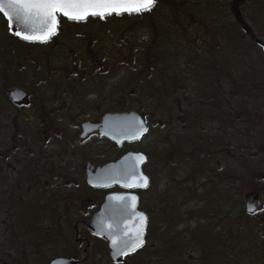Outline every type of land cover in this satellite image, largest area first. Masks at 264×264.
<instances>
[{
  "label": "flooded vegetation",
  "instance_id": "1",
  "mask_svg": "<svg viewBox=\"0 0 264 264\" xmlns=\"http://www.w3.org/2000/svg\"><path fill=\"white\" fill-rule=\"evenodd\" d=\"M165 6L156 0L141 16L80 23L60 16L56 35L45 43L20 39L0 14V176L23 162L31 167L22 178L32 187L53 170L48 177L58 185L45 184L43 196L50 199L48 186H55V201L69 203L57 223L70 218L83 255L78 264H92L98 239L108 255L94 256V264H115L107 241L88 230L115 193L135 194L146 220L142 248L119 264H131L128 258L139 252L142 264H165L162 229L169 223L177 235L194 242L207 237L210 244L219 229L226 252L230 203L242 230L241 261L248 264L249 247L264 256V94L229 93L226 61H164L159 9ZM166 142L172 168L165 163ZM128 154L144 156L146 187L95 183L107 164ZM185 181L189 198L176 199ZM246 225L253 226L250 233Z\"/></svg>",
  "mask_w": 264,
  "mask_h": 264
},
{
  "label": "rangeland",
  "instance_id": "2",
  "mask_svg": "<svg viewBox=\"0 0 264 264\" xmlns=\"http://www.w3.org/2000/svg\"><path fill=\"white\" fill-rule=\"evenodd\" d=\"M163 4L167 5L159 9V14L161 17H165L164 30H165V57L164 61H186L188 59L193 61H199L206 56L208 61H215L213 58L214 52L217 57H223L225 51L227 52V46L220 40L218 33L211 26V17L213 9L207 4L206 0H163ZM250 3V5H245L242 9L245 10L249 15L253 14V25L256 28H262L263 24L259 20L262 17L260 2ZM209 5V6H208ZM215 55V56H216ZM263 55V54H262ZM204 56V57H203ZM179 57V58H178ZM257 57V53H254V58ZM228 56L225 55V61L229 64V74H237L240 69L244 67V63L241 59L227 60ZM264 58V57H263ZM219 59V58H216ZM259 60V56L257 58ZM253 68V74L259 76L262 73L264 75V63L263 62H250L248 64ZM230 68L232 71H230ZM229 76V75H228ZM260 94V93H254ZM167 141V140H166ZM172 144L166 142L165 144V163H168L169 168H172L174 163L173 158H171L168 153L171 149ZM50 160H47L48 163ZM16 165L8 168L4 167L5 177L0 176V264H4V261L12 259L19 264H46L51 258L58 256H73L77 260H82L83 255L79 254L76 250L78 247L76 243L75 230L72 228V223H69L67 219L66 224H58L57 215H64L69 209V203L63 201V205L59 201H55L57 198V188L48 186L51 198H45L44 185H52L53 180H50L49 173L51 174L53 170L49 172L48 176H43L38 180L32 181V187L30 183L24 181L23 170H27L28 166L25 163L17 162ZM48 167V164H46ZM167 169V165H166ZM35 170H37L35 166ZM52 177V176H51ZM45 185V186H46ZM58 185V183H54ZM188 182H182L180 189L177 193H174L176 199H187L189 198ZM230 199H232L230 197ZM235 200V199H234ZM54 211V212H53ZM181 212V209H180ZM54 213V215H52ZM27 218L31 216V219L26 222L27 226L33 222L32 226L37 229H41V234L46 236V239H41L39 243H42L40 248H37V243L35 244L34 237L36 238V233H31L30 229L26 231L27 238H22L14 231L17 229L19 224L13 223L15 219L22 216ZM68 217L72 218V215ZM237 215L234 211H229V224H227V251L217 257L220 264H245L242 262L240 257L235 253V249L238 248V253L240 249L244 246L241 243V232L239 229V222L236 221ZM172 220H170L171 222ZM68 223V225H67ZM241 226V224H240ZM244 226V225H242ZM248 226V225H246ZM253 230V226H248V232L250 229ZM225 230V228L223 229ZM240 230V234H239ZM156 232V231H155ZM165 234V250L170 247L171 242L175 243L177 247V242L179 241L180 234L177 235V229L173 227L172 223L166 224L162 229ZM213 238L219 242L220 230L216 229L214 231ZM38 237V234H37ZM37 241V240H36ZM230 244L232 245V252L230 253ZM203 246V247H201ZM93 262L96 263L97 259L94 256L99 257V254L108 255L105 248L104 242L101 239L93 241ZM206 253L208 252V247L204 244L199 245L195 249L194 245H184L182 249V254L186 259H193V262L189 264H204L205 258L203 255L204 249ZM82 248L80 249V251ZM255 249L249 247L245 252L247 263L252 264H264V256H259L253 254ZM82 252V251H81ZM80 252V253H81ZM89 252V253H90ZM237 252V250H236ZM250 252V253H249ZM205 253V254H206ZM249 253V254H248ZM139 252L136 256L128 258L131 264H142ZM100 258V257H99ZM105 259V258H104ZM100 264H106V261H99ZM177 254L169 255L166 259L165 264H178ZM90 264V262H89ZM219 264V263H218Z\"/></svg>",
  "mask_w": 264,
  "mask_h": 264
},
{
  "label": "trees",
  "instance_id": "3",
  "mask_svg": "<svg viewBox=\"0 0 264 264\" xmlns=\"http://www.w3.org/2000/svg\"><path fill=\"white\" fill-rule=\"evenodd\" d=\"M206 2L207 4L210 5L211 9H213L212 17H211V26L218 33L220 40L223 41V43L227 46V52L225 51V55L228 56L227 60L229 61L232 58H235V60L241 59L244 62L241 63L244 64V67L240 69V72H237V74L230 73L228 76L229 93L238 92L246 95L247 94L256 95L254 93L264 94V75H262L261 73L260 78H258L259 76L252 73L254 69L248 65L250 62L254 63L256 61L264 63V58L262 55L261 48L258 47L249 37H247L237 26L230 10L232 0H206ZM254 2L257 4L260 2V6H261L260 14H262V17H259V20L263 24L262 28L259 29L254 27L252 23V21L254 20L253 14L249 15V13H247L245 10L242 9V16L246 24L252 29L256 38L264 44V0H246L242 8H244L245 5L248 4L250 5V3H252L253 5ZM254 53L255 54L257 53L256 58H254ZM215 55L216 53L214 52L213 58L215 57L219 58V59L215 58L214 59L215 61H225V55H223V57L221 58ZM258 56H259V60L257 59ZM201 59L200 61H208L206 56L203 58V60ZM230 71H232L231 68ZM52 215H54V213H52ZM30 219L31 216L27 218L25 215L18 219H15L13 223L15 224L20 223L19 225L21 226H18L17 229H14V231L15 232L18 231L17 234L19 235V237L21 236L22 238L25 239L27 238L26 231L28 232V229H30L31 233H36V238L34 237V241L35 244L38 242L36 245L37 248H40L42 243H39V241L44 238L46 239V236H44V234H41L42 232L40 231L41 229H37L32 226L33 222L29 225V227L27 226L26 222ZM192 237L191 235L185 237L180 236L179 241L177 242V247L175 246V243L173 242L169 243L170 247L165 250L166 259L169 258V255L177 254V258L179 262L178 264H186L183 261L185 257L182 254V249L184 248V245L186 246L194 245L196 249L198 248L199 245L204 244L205 246L208 247L207 253L206 250L203 248L205 264H209V261H211V264H218V263L220 264V262H218L217 257L219 255L221 257L224 250L221 233H220V237L218 238L219 242L216 240V238H213L211 244L207 237L206 238L204 237L203 239H196L195 242H194V238ZM232 249H233L232 245L230 244V249H229L230 253L233 251ZM234 251L238 256L239 255L238 248L235 249ZM210 253H211V260L209 258ZM46 262H48V259L46 260ZM4 264H19V263L13 261L12 259H9L7 261H4Z\"/></svg>",
  "mask_w": 264,
  "mask_h": 264
},
{
  "label": "water",
  "instance_id": "4",
  "mask_svg": "<svg viewBox=\"0 0 264 264\" xmlns=\"http://www.w3.org/2000/svg\"><path fill=\"white\" fill-rule=\"evenodd\" d=\"M245 1L246 0H232L230 7L231 14L239 29L261 48L264 57V44L256 38L252 29L246 24L242 16L241 7L244 5ZM7 23L9 27L8 20ZM9 29L12 33L18 30L22 32L29 31L27 27L20 24L15 19H13L12 26L9 27ZM104 134L115 140H122L123 138H126V134L121 133L107 132ZM142 156L143 155L141 154H128L116 163L107 164L95 177V183L106 185L118 184L126 187L125 185L127 184L138 182L137 178L143 176L140 172V164L144 161V159H138V157ZM138 183H140V186L127 188L131 189L135 187H144L142 186V182ZM133 197H135V200L132 199ZM137 204L138 200L134 194H110L105 198L100 210L93 215L90 221V225L88 227L90 234L98 237H104L107 240L110 258L115 263L121 262L122 256H124L116 253L117 246L122 247L125 242L129 245L135 242L137 230L141 229V226V239L143 240L145 216L137 209ZM140 217L144 218L143 221H141ZM113 241L116 242L115 245L113 244ZM140 247L136 248V250ZM131 252L134 251H128V253ZM47 264H78V261L66 257H55Z\"/></svg>",
  "mask_w": 264,
  "mask_h": 264
},
{
  "label": "snow or ice",
  "instance_id": "5",
  "mask_svg": "<svg viewBox=\"0 0 264 264\" xmlns=\"http://www.w3.org/2000/svg\"><path fill=\"white\" fill-rule=\"evenodd\" d=\"M156 0H0V14L9 21V27L15 19L29 29L28 32L16 31L14 35L24 41L45 43L56 35L59 27V17L62 16L70 22H87L92 18L105 20L110 16L137 15L151 12ZM147 129L141 126V133ZM143 160V157H138ZM142 186H147V179L143 176L137 178ZM134 182L126 187L140 186ZM122 199V198H117ZM135 200V197L132 198ZM251 211V209H250ZM143 221V217H140ZM142 226L137 230L135 242H127L122 247L117 246L118 255H127L128 251H135L142 246ZM115 245L116 242L113 241Z\"/></svg>",
  "mask_w": 264,
  "mask_h": 264
}]
</instances>
